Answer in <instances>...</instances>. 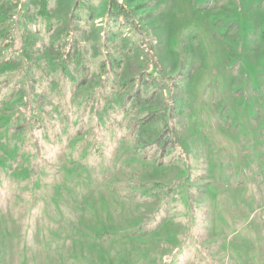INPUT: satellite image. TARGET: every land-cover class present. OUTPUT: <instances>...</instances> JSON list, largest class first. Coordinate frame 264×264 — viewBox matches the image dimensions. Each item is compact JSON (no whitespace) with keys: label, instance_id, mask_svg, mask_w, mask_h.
Instances as JSON below:
<instances>
[{"label":"rangeland","instance_id":"1","mask_svg":"<svg viewBox=\"0 0 264 264\" xmlns=\"http://www.w3.org/2000/svg\"><path fill=\"white\" fill-rule=\"evenodd\" d=\"M107 4L0 0V264H264V0Z\"/></svg>","mask_w":264,"mask_h":264},{"label":"trees","instance_id":"2","mask_svg":"<svg viewBox=\"0 0 264 264\" xmlns=\"http://www.w3.org/2000/svg\"><path fill=\"white\" fill-rule=\"evenodd\" d=\"M49 0H41L42 7H47ZM107 10L109 13L112 11H116V0H107ZM123 10H119L118 13H123ZM122 16V14H121Z\"/></svg>","mask_w":264,"mask_h":264}]
</instances>
